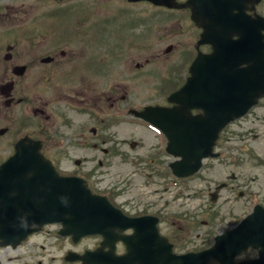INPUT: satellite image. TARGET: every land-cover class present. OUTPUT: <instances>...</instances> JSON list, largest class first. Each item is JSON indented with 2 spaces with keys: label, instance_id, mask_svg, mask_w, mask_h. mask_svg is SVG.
<instances>
[{
  "label": "flooded vegetation",
  "instance_id": "flooded-vegetation-1",
  "mask_svg": "<svg viewBox=\"0 0 264 264\" xmlns=\"http://www.w3.org/2000/svg\"><path fill=\"white\" fill-rule=\"evenodd\" d=\"M38 1L0 0V116L11 118L12 111L25 100H32L46 124L54 118L64 93L77 103L97 104V109L107 114L106 102L113 98L111 91H106L111 86L113 61L119 77L128 66L117 62L129 55L133 62L130 71L138 81L178 88L191 76V64L197 55L213 50L210 44L200 42L202 34L211 30V21L202 16V24H198L193 7L185 5L189 0H173L170 4L73 0L71 16L55 31L59 37L49 36L48 17L32 12ZM223 1L217 0L220 34L225 28L239 29V24L230 22L225 27L220 9ZM47 3L41 2L43 7ZM243 7L248 16L264 15V0H243ZM19 25L21 28L16 29ZM1 34L12 38L6 42ZM238 36V32L232 35ZM47 56L51 60L45 59ZM18 70L23 73L18 74ZM8 83L12 84L6 88ZM7 101L9 107L2 112ZM122 101L114 99L110 106L122 110Z\"/></svg>",
  "mask_w": 264,
  "mask_h": 264
},
{
  "label": "rangeland",
  "instance_id": "rangeland-1",
  "mask_svg": "<svg viewBox=\"0 0 264 264\" xmlns=\"http://www.w3.org/2000/svg\"><path fill=\"white\" fill-rule=\"evenodd\" d=\"M129 58V56H128ZM145 95V94H144ZM148 97H144L143 100H147ZM263 112H260L257 116L253 117L252 119H248V125L247 127H249L250 129L253 130V132L250 133V143H247L248 146V161L245 164H242V166L240 167V170L238 171V175L243 177V180H248L252 179V185L261 190V192L264 194V124L263 120L260 119L259 115H262ZM69 115H71L72 117H76V113L74 112H69ZM79 118V123L83 122L84 119H86V116L84 115H78ZM237 127V126H236ZM130 129H133V131L127 132L128 135L132 132L137 139L143 137V134L148 136L149 138L147 139L149 142L151 141H156L157 138L153 135V133L148 132L146 129L145 130H139L137 127H130ZM144 142L140 143V146H143ZM148 149V147H146ZM144 147H142L140 150H138V152H146V150ZM85 154V152H82L81 155ZM92 153H90L91 155ZM99 157V159H105V156L103 155L102 152H97L96 153ZM71 155H74V153H71ZM113 158H117V159H121L120 157H113ZM72 163V164H71ZM65 165L66 166H74L73 163V157L70 159H67L65 161ZM119 166H123L122 164H120ZM216 168H215V173H217V175H212L213 177H226L228 174L226 172H223L226 165L224 164H216ZM209 170L207 171L206 174H209ZM259 174V176H258ZM203 176V174H201L199 177H196L193 181L190 182L191 184V192H195L194 190H196L197 188L202 189L203 188V192L200 193L199 195L201 196H189L188 191L185 193V196H188L184 199H182L183 197L179 198V200L176 201V209H181V208H188V209H194V212L197 214H200V208L205 207L206 203H210V201H207L208 197V191L209 190H205L204 188H208L207 185H211L209 183H207L204 179H201V177ZM220 179H226V178H219L218 181H221ZM229 179V178H228ZM182 186L186 187L187 183L185 184H181ZM193 187V189H192ZM160 188V184L155 183V184H150L148 185L144 180L143 183L140 180V189L136 192L138 194V196H142L144 198H154L156 197V195H161V193H155L157 189ZM166 199H170L171 196L170 195H166L165 196ZM237 197V190H235L231 185H229L227 188H224L221 191V194H219L218 199L216 202H213V205L215 208H217L221 214H223V211H227L231 208H236L239 207V205L241 204V202H244L247 200V198H243L242 200H240L241 202H237L234 199ZM166 200H160V205L163 206H168L167 203H165ZM173 206V205H171ZM193 212V213H194ZM238 212H240V210H238ZM68 246V244H66L65 246H63L62 251Z\"/></svg>",
  "mask_w": 264,
  "mask_h": 264
}]
</instances>
